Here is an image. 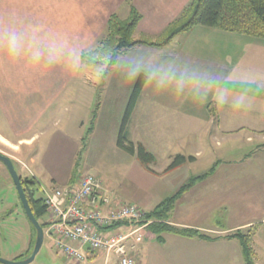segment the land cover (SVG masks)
Listing matches in <instances>:
<instances>
[{
  "label": "rangeland",
  "instance_id": "rangeland-1",
  "mask_svg": "<svg viewBox=\"0 0 264 264\" xmlns=\"http://www.w3.org/2000/svg\"><path fill=\"white\" fill-rule=\"evenodd\" d=\"M97 1L101 2V0ZM107 1V7L111 8L112 0ZM150 1L152 0L147 2ZM102 2V5L96 7L94 12L96 15L98 7H105L104 0ZM159 6V3L152 6L154 12ZM141 12L146 16L145 10ZM116 13L123 21L131 17L128 5L122 4ZM143 22L131 38L134 45L119 51L115 65L111 61L115 52L107 53V57L100 59L102 65L99 67H88L81 64L80 53H93L107 36L106 28H102V22L89 21L85 30L75 33L72 44L66 49V52L70 53L69 60L71 61L67 64L66 72L58 68L60 65L55 62L49 67L45 76H50L52 69L56 70L57 75L69 76L70 74L71 76L69 84L66 85V89L69 90L66 92L67 97L63 98L61 103L54 102L55 105L60 103L61 107H66L63 122L59 127L57 126L58 128L52 135L40 132L35 148L29 152H21L18 146L10 149L0 148L2 151L0 153H5L13 161L22 181L36 182L38 180L37 186L33 189L40 188V191L36 192V198H45L43 189L49 190L54 185H49V181L37 175L34 167L29 163L28 159L34 154L35 149L41 153L42 164L46 162L48 171L59 174L60 179L56 182V187L62 188V183L70 185L69 180L75 181L76 177L79 179L85 174H92L102 181L105 191L109 190L108 195L113 201L119 202L116 204H132L148 212L165 197L164 200L168 199L169 187H171L169 191L173 188L176 192L182 179H184L182 187L187 185L189 182H186L187 179L184 178L186 174L198 176L209 171L216 164H218L216 172L230 173V167L226 168L224 165L225 161H233L237 157L240 159L242 154L247 153L253 146L246 142V136L248 140L250 134L247 130H242L239 125L257 118L258 116L252 115L256 108H261L264 114V36L200 26L188 35L177 36L164 47L157 44L152 47L146 45L145 42L147 40L154 41V43L163 41L162 32L164 30L156 29L157 21L153 18ZM165 23L166 18L159 22L162 25L158 28L164 27ZM74 48L79 50V57L75 54L78 51L72 54ZM57 58L59 59L58 56ZM61 58L63 57L60 54V60ZM43 66L48 68L47 63H43ZM141 75H146L147 81L128 130L130 141L142 143L154 155L155 163L150 166V170L145 168L136 157L125 154L117 147L126 109ZM234 81L238 82L233 83ZM69 85L70 88H67ZM234 87L238 89L235 94L240 95L235 98L233 96L235 94L230 92ZM48 89L51 90L52 86ZM244 92L247 93L246 95L250 92L251 95L242 97ZM252 93H256L258 97L262 94L261 101L258 102L256 100L258 98L253 97ZM68 94L74 99L80 96V104L77 107L69 103ZM96 108L98 114L94 121L92 134L87 148L85 147V151H82L80 137L85 130H82L79 124H81L80 121H84L86 126H91ZM3 117H0V121ZM13 120L18 122L20 118H12L11 121ZM219 127L220 134L222 127L225 129L238 128V133H241L228 135L229 138H221V140L215 139V136L211 138L210 132L219 130ZM57 133L65 138V142L56 139L53 141ZM30 135L33 133H27V136ZM232 136H234L233 139ZM255 137L259 138L260 135L256 134ZM79 152H82L80 157ZM176 155H183L187 158L195 157L196 161L189 162L181 170L185 172L182 175H180L181 171L172 175L173 183H171L170 179L167 180L169 175H166L170 172L166 170ZM52 160L55 161L51 164ZM71 163H74V167L69 171ZM76 164L80 168L78 170L77 167L75 174L73 171ZM151 172L152 175H166L164 183L157 187L146 185L145 182L148 181L147 177ZM142 175L147 177L144 178ZM175 181L179 183L176 185ZM232 182H226V184ZM139 187L146 189V198L141 200L142 197H140L138 198L140 202H131L136 199ZM0 194L11 200L6 204V199H4V205L0 206V215L11 214L13 218L12 222L11 218L0 222V257L12 261L25 260L34 249L36 234L25 211L20 207L16 187L6 166L1 161ZM189 208L186 204H176L172 219L174 221L178 219L179 214L182 217L185 215V218L192 216L194 212ZM223 209L225 211L221 210V213L224 215L220 217L223 223H219L225 226L234 217L232 212L229 213L226 208ZM207 221L209 226L217 227L216 217L212 216ZM153 222L155 225L163 224L164 220L158 219ZM165 222L171 227L178 228L171 225L169 219ZM40 223L46 225L45 231H47L49 219L43 218ZM244 230L246 231L241 232L246 235L251 233L249 232L251 229ZM221 232L212 235L213 239L228 237L236 234L237 231ZM164 235L165 233L153 232L151 229L147 231L146 242L141 252L138 253L139 256L137 253L134 256L137 264H240V261L246 264L242 246L236 240V247L232 245L188 247L175 244L170 238L165 245ZM253 236L254 234L251 235V247L255 254L254 263L259 264L257 249L260 256L261 249L260 245H253ZM152 244L157 250L144 259L147 254L142 252V249ZM234 254H236L235 257ZM109 260L107 264H113V259ZM68 262L64 255L54 249L50 237L46 235L40 253L31 264H78L72 260L71 263ZM87 264H106V261L101 258Z\"/></svg>",
  "mask_w": 264,
  "mask_h": 264
},
{
  "label": "crops",
  "instance_id": "crops-1",
  "mask_svg": "<svg viewBox=\"0 0 264 264\" xmlns=\"http://www.w3.org/2000/svg\"><path fill=\"white\" fill-rule=\"evenodd\" d=\"M102 1L103 0H101V2L97 0H0V117L4 116L2 118L3 120L0 121V148L10 149L18 146L21 152H29L32 148H35L40 132H47V134L52 135L60 126L61 122H63L62 120L66 112V107H61L62 105L60 103L63 101V98L67 97L66 92L69 90L66 89V85L69 84L71 76L70 74L69 76L57 75L54 69L51 70L52 73L50 76L45 75H47L49 67L53 66V62L56 64L58 63V65H60L58 68L66 72L67 64L71 63L69 60L70 53H67L66 49L72 44V38L75 33L85 30L88 25L87 22H102V28H106L107 31L110 19L112 16L119 17L116 12L123 4L128 5L130 8V16L133 7L142 15V20L139 25L143 21L145 22L147 19L153 18L157 21L155 26L156 29H163L165 31L170 24L178 19L187 3H189V0H152L150 2H147L148 0H112L111 8H108V1L104 0L106 8L98 7V13L96 15L94 13L96 7L102 5ZM155 3L160 4L156 12H154L152 8ZM142 10L147 12L146 16L142 14ZM165 18L166 23L164 27L158 28V26L162 25L159 24V22ZM101 19L102 21H98ZM152 24H154V22H152ZM12 29L20 33L23 37V51L21 55L16 58H11L6 51L8 35ZM164 31L162 34H164ZM37 49L42 55L38 62H34L31 60V51ZM76 51L78 52L75 53ZM74 53L79 57V50H75L74 48L72 54ZM82 53L83 52L80 53V62L83 65L81 61ZM60 54L63 57L61 60ZM43 63H47L48 68L47 66H43ZM40 68L42 69L39 70ZM71 73H73V71H71ZM235 82L238 81H234L233 83ZM230 85L232 86V84ZM49 86H52L51 90L48 89ZM67 88H70V85ZM236 91H238V89L236 90L234 87L230 92L235 94ZM246 94L247 93L244 92L242 97L251 95L250 92L248 95ZM68 96L69 103L74 104L75 107L80 104V96L77 99H74L70 94H68ZM233 96L235 98L240 95L235 94ZM252 96L258 98L256 99L258 102L261 101L262 94L258 97L256 93H252ZM54 102L60 103L55 105ZM254 110L255 112L252 113V115L258 117L251 121H246L241 126L239 125L242 130H247V133L250 134L248 140L246 136V142L253 145L250 147V150L242 154L240 159L237 157V159L233 161H225L224 165L226 168L230 167V173L215 172L205 181L197 183L181 197L177 204L188 205L190 207L189 210L194 212L192 216L190 215L185 218V215L182 217V215L179 214L178 219L174 221L172 219V215L175 213L174 208L169 220L171 225L175 227L196 230L211 239H213L212 235L220 234L222 233L221 231L232 233L235 231H246L244 229H252L254 231L253 245H260L259 248L262 251H259L261 254L260 256L257 247H255L257 249V260L259 264H264V256H262V254L264 255V114L261 108H256ZM12 118H20V120L14 122V120L11 121ZM80 123L81 129L85 130L80 137V145L82 151H85L83 150V140L90 129V125L86 126L84 121H80ZM220 127L219 130L217 129L210 132L211 138L215 136V139L218 138L221 140V138H229L228 135H235L239 131L237 130L238 128L225 129L222 127L221 135L219 133ZM212 128H214L213 124ZM27 133H33V135L27 136ZM254 134H259L260 137L256 138ZM233 137L234 136H232V139ZM55 139L65 142V138L58 133L55 138H53V141ZM89 140L90 136L87 145ZM81 153L82 152L78 153L79 157ZM5 156L7 155L5 154ZM21 157L24 158V156ZM28 160L34 167L37 175L49 181V185H54L53 188H58L55 184L59 182V174L48 171L46 167L48 165L46 162H43L45 166L42 164L41 153H39L38 150L35 149L34 154ZM54 161L55 160H52L50 163L52 164ZM78 163L79 162H77V164ZM186 165L175 171L166 173V175L170 177H168L167 180L170 179V182L173 183L171 181L172 175L179 173ZM73 167L74 163H71L69 171L73 169ZM183 173L185 172L181 171L180 175ZM37 175L35 176L37 177ZM165 176L158 174L152 175V172L149 177L142 175V177L148 178V181L145 182L146 185L149 184L156 187L164 183ZM194 176L197 175L192 174L191 176L186 174L184 178L187 179L186 182H189ZM80 178L77 179L76 177L75 181L69 180V182H71L70 185L62 183V188L78 186ZM183 180L184 179H182L179 185L180 187L176 192H174L176 189L172 188V190L169 191L171 187L168 188L169 193L167 198L175 195L182 188ZM36 182L38 183V180ZM175 182L176 185L179 183L178 181ZM226 182L232 183L226 184ZM39 186L41 185L39 184ZM167 187L166 185V188ZM138 190L136 199L131 202H140L143 198H146V189L139 187ZM147 191L149 193V190ZM142 192L145 194L142 195ZM106 193H109V190H106ZM140 197H142L141 200H139ZM164 199L162 201H164ZM114 202L119 203L115 200ZM160 203H158V205ZM144 207L146 206L144 205ZM154 208H151L150 211L154 210ZM223 208H226L229 213L232 212L234 217L233 220L225 226L220 224L223 223L220 218L224 215V213H221V210L225 211ZM187 212L189 213L190 211ZM212 216L213 218H217V227H211L207 224V220ZM164 236L165 245L170 238L175 244L178 243V245L188 247H207L210 245H218V247L230 245L234 247L237 246L235 240L226 239L224 236L210 242L198 238H183L172 234H165ZM142 246L143 245L137 250V254L141 252ZM155 250L157 249H155L153 244L144 246L142 252L147 254V257L144 259H147ZM235 256L236 254H234V257ZM101 258L105 259L106 264L110 261L106 260L104 256L91 254L88 262L81 264L91 263ZM112 259L113 264H118L116 258ZM68 263L71 262L69 261ZM240 264L244 263L240 261Z\"/></svg>",
  "mask_w": 264,
  "mask_h": 264
},
{
  "label": "trees",
  "instance_id": "trees-1",
  "mask_svg": "<svg viewBox=\"0 0 264 264\" xmlns=\"http://www.w3.org/2000/svg\"><path fill=\"white\" fill-rule=\"evenodd\" d=\"M141 20L142 15L134 7L132 8L129 20L123 21L119 19L118 16H112L108 23L107 36L93 53H82V63L88 67H99L102 65L99 61L100 59H104L105 56L107 57V53L111 54L112 52H115L114 54L116 56L113 55L111 57L112 64L115 65L119 51L128 49L134 45L131 38L134 36ZM200 26L209 29L222 28L226 31L236 30L247 35L256 34L259 37L264 36V0H190L178 19L170 24V26L164 31L162 36L164 38L163 41L154 43V41L147 40L145 43L152 47L156 44L164 47V45L169 44L171 40H174L177 36L188 35ZM146 81L147 76L141 75L131 95L118 135L117 147L127 155L136 157L145 168L150 170V166L155 163L154 155L149 152L142 143H133L130 141L128 130L130 120L137 107ZM97 114L98 112L96 108L93 113L94 119L90 129L83 140V150L87 146L89 136L92 134ZM189 162L194 163L195 158L191 156L187 158L183 155H176L166 172L175 171ZM217 165L218 164L201 175L194 176L189 183L183 186L175 195L159 204L157 209L147 212L145 214L147 220H164L163 224H152L149 229L157 233L178 235L179 237L188 239L198 238L208 242L220 239L208 238L200 232L192 229L174 228L167 225L165 222L166 219L170 218L171 213L181 197L191 190L197 183L205 181L213 175L216 172ZM77 167L78 166H76L74 170L75 174L77 172ZM22 183L33 213L40 221L48 214V207L44 198H36V192L40 191V188H36V190L33 189L38 183L32 180H25L22 181ZM120 225L121 224H116L114 228H117ZM42 226L46 229L45 224ZM252 231L253 230L251 229L249 231L251 233H248L247 235L239 231L234 235L226 237V239L236 240L242 246L246 264H255V254L251 247V235L254 234V231L253 233Z\"/></svg>",
  "mask_w": 264,
  "mask_h": 264
},
{
  "label": "built area",
  "instance_id": "built-area-1",
  "mask_svg": "<svg viewBox=\"0 0 264 264\" xmlns=\"http://www.w3.org/2000/svg\"><path fill=\"white\" fill-rule=\"evenodd\" d=\"M43 191L49 219L45 235L68 261L86 263L93 254L137 264L135 253L154 224L140 207L116 204L92 174L83 175L78 186Z\"/></svg>",
  "mask_w": 264,
  "mask_h": 264
},
{
  "label": "water",
  "instance_id": "water-1",
  "mask_svg": "<svg viewBox=\"0 0 264 264\" xmlns=\"http://www.w3.org/2000/svg\"><path fill=\"white\" fill-rule=\"evenodd\" d=\"M0 161L6 166L13 180V183L16 187L20 202L24 208L26 216L36 231V240H35L34 249L31 255L27 259L20 260V261H12V260H7L5 258L0 257V264H31L34 262V260L36 259V256L40 253L44 245V240H45L44 228L41 225L40 221L35 217L33 213V210L30 206L29 200L27 198V195L23 187L21 177L19 176L13 161L2 153H0Z\"/></svg>",
  "mask_w": 264,
  "mask_h": 264
},
{
  "label": "clouds",
  "instance_id": "clouds-1",
  "mask_svg": "<svg viewBox=\"0 0 264 264\" xmlns=\"http://www.w3.org/2000/svg\"><path fill=\"white\" fill-rule=\"evenodd\" d=\"M6 51L11 58L20 56L23 51V37L14 29L10 30L9 32ZM41 55L42 53L38 49L31 51V60L38 62L41 58Z\"/></svg>",
  "mask_w": 264,
  "mask_h": 264
},
{
  "label": "flooded vegetation",
  "instance_id": "flooded-vegetation-1",
  "mask_svg": "<svg viewBox=\"0 0 264 264\" xmlns=\"http://www.w3.org/2000/svg\"><path fill=\"white\" fill-rule=\"evenodd\" d=\"M2 194H0V206H3L4 205V199H6L5 198V196H1ZM18 199H19V196H18ZM5 202H6V204H8V203H10L11 202V200H8V199H6L5 200ZM19 203H20V207L22 208V210L24 211V208H23V206H22V204H21V202H20V199H19ZM11 218V219H10ZM6 219H10L11 220V222H12V220H13V218H12V216H11V214L9 215V214H7V215H0V222H4ZM14 222V221H13ZM15 223V222H14Z\"/></svg>",
  "mask_w": 264,
  "mask_h": 264
}]
</instances>
